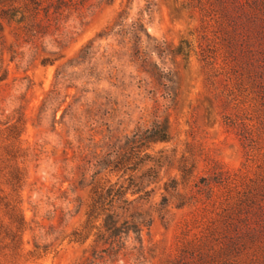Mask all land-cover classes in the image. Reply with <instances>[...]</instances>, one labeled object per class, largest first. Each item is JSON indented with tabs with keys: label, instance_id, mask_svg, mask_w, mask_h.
<instances>
[{
	"label": "rangeland",
	"instance_id": "obj_1",
	"mask_svg": "<svg viewBox=\"0 0 264 264\" xmlns=\"http://www.w3.org/2000/svg\"><path fill=\"white\" fill-rule=\"evenodd\" d=\"M59 7L43 42L16 41V27L0 20V132L20 135L26 155L17 159L26 173L17 264H193L180 256L184 248L240 253L249 232L241 213L250 209L248 223L264 225V215L252 214L264 204V0H61ZM165 123L167 141L142 139ZM134 139V172L96 167ZM144 153L163 159L151 183ZM132 174L150 191L145 199L128 192L130 204L111 196L89 211L94 192L126 187ZM202 179L211 189L197 194ZM107 210L145 219L110 258L94 243L96 217ZM2 222L0 238L8 231ZM195 235L206 237L195 243ZM8 242L0 253H10ZM0 264L11 263L0 257Z\"/></svg>",
	"mask_w": 264,
	"mask_h": 264
},
{
	"label": "trees",
	"instance_id": "obj_2",
	"mask_svg": "<svg viewBox=\"0 0 264 264\" xmlns=\"http://www.w3.org/2000/svg\"><path fill=\"white\" fill-rule=\"evenodd\" d=\"M61 0H0V20L4 21L8 26L14 25L16 32L13 33V37L17 41L20 36L23 37V43L29 44L36 36H39L41 42L48 35V28L50 27V21L56 19V16L61 15L58 11ZM52 9V10H51ZM46 23L43 24L42 21ZM141 26L138 25V28ZM4 42L0 43V56H3ZM12 52V51H11ZM13 53V52H12ZM164 73L160 71L158 77H162ZM147 136L145 138L165 142L169 139V126L167 123L160 127H153L147 130ZM20 135L6 136L0 132V204H3V214L0 220V230L3 228L2 221L7 220L6 230L7 233L1 237V242L8 240V243L4 244L10 253H0L1 259L11 264H17L22 258L20 251V237L19 234L23 231L25 226L24 218L22 217L20 210V196L18 190L20 189V183L26 178L23 168H21L17 162L18 158L25 157L21 148ZM139 141L134 139L130 145L125 147H113L109 153L101 157L98 168H111L112 171L126 173L127 171L134 172L136 170V163H132L133 157L136 155L133 153V149L137 148ZM162 154L163 152H159ZM133 156V157H132ZM138 158V157H135ZM162 157L152 156L144 153L142 158V164L144 165V175L149 178V182L156 180L159 176V170L162 168ZM134 164V165H133ZM106 166V167H104ZM96 175V172L91 176ZM128 181V185L124 187L118 186V183L110 184L107 188L101 189L98 194V190L94 192V196L91 198L90 203L87 205L89 211L92 209L99 210L100 204L107 201V198L113 196L124 197L123 203L130 204L134 200H129L126 195L128 192L132 196L137 195L138 199H145V196L150 191L141 190L136 185L134 175H129L125 180ZM201 184L203 187L195 184L198 194L201 190L211 189L210 184L202 179ZM193 197V196H192ZM253 193L250 191L245 192V201L251 203ZM196 198V197H194ZM162 200L165 201L164 197ZM111 203V202H110ZM98 204V205H97ZM109 205L106 203V206ZM106 209H102L104 212ZM249 210L240 215L241 226L246 227L247 233H245L239 248L240 253H189L187 248H184L180 256L183 258L193 259V264H264V225L260 221L250 224L249 222ZM243 214V215H242ZM256 218H261L264 215V204L257 205L255 212L252 213ZM86 215H88L86 213ZM142 215L129 214L126 219H121L115 210H107V212L98 214L96 218H101V224L95 233L94 243H101L103 248L99 253L107 254V257H116L117 254L125 249L126 242L124 237H128L130 233H140L141 228L145 227V219L138 221ZM91 217V215H89ZM226 224V223H225ZM229 224H227L228 226ZM217 230V228H215ZM209 232V236H214L216 230ZM259 230L263 231V236L257 235ZM203 237L194 236L193 242L200 243ZM142 246L139 247L141 249ZM138 249V251H140ZM207 258L208 261H203ZM195 262V263H194Z\"/></svg>",
	"mask_w": 264,
	"mask_h": 264
}]
</instances>
